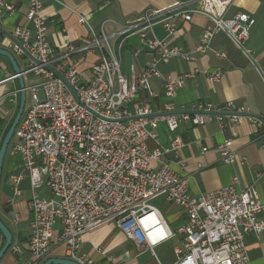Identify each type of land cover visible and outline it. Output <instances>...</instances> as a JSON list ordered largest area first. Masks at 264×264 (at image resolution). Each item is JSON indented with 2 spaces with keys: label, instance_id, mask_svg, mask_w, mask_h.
I'll use <instances>...</instances> for the list:
<instances>
[{
  "label": "built area",
  "instance_id": "built-area-1",
  "mask_svg": "<svg viewBox=\"0 0 264 264\" xmlns=\"http://www.w3.org/2000/svg\"><path fill=\"white\" fill-rule=\"evenodd\" d=\"M231 1L202 0L200 8L174 13L185 21L200 14L211 22L191 51L147 36L155 22H161L169 33L175 29L171 16L164 17L162 11H145L135 23L124 26L118 32L123 39L138 33L152 52L140 74L129 78L121 73L120 59L105 35L92 30L83 43L73 45L67 41L64 53L54 50L45 40L46 21L41 15L44 0L28 1L24 18L32 27L18 25L11 30L6 49L14 58L25 60L24 69L19 68L23 81L25 75L37 78L24 82L28 103L12 135L22 170L12 178L13 191L20 193L17 184L23 173L31 191L27 249L32 261L25 264H40L48 258L56 223L61 225L56 241L64 245L66 258L90 264L91 260L79 252L81 237L107 222L113 223L137 251L148 250L157 260L154 248L174 243L170 264L247 263L245 236L264 235V219L258 216L264 211V196L254 185L260 173L244 188H236L233 177L230 185L190 196L186 179L170 167L166 157L173 154L179 167H183V142L177 131L185 121L203 125L214 117L223 124L248 117L264 138V113H249L246 106L234 101L226 102L221 110L198 101L193 111H175L171 100L189 74L163 78L165 100L161 112L154 113L151 102L156 95L148 82L160 76L158 64L172 58L192 60L205 53L212 36L219 31L249 54L244 44L254 18L244 12L225 17ZM12 11L9 0H0V20ZM79 21L86 23L81 17ZM93 50H97L98 60L90 64V77L86 78L78 68V56L85 57ZM202 72L209 83L221 75L219 69ZM139 92L145 94L146 100L135 102L130 110L127 105ZM160 123L172 136L166 145L149 147L147 141L157 139ZM261 148L264 149V140ZM219 155L222 162L235 161L230 140L221 143ZM42 188L48 196L37 194ZM156 198L184 210L185 219L175 229L150 203ZM11 249L13 253L20 252L19 247Z\"/></svg>",
  "mask_w": 264,
  "mask_h": 264
},
{
  "label": "crops",
  "instance_id": "crops-1",
  "mask_svg": "<svg viewBox=\"0 0 264 264\" xmlns=\"http://www.w3.org/2000/svg\"><path fill=\"white\" fill-rule=\"evenodd\" d=\"M28 1L9 0L13 11L0 20V47L9 49L8 34L16 26L32 27L24 18ZM201 6L202 0H44L41 15L46 21L45 40L58 53H64L67 41L73 45L83 43L92 30L98 35H105L108 45L120 59L121 73L129 78L140 74L152 52L140 41L138 33L123 39V35L118 32L124 26L135 23L145 11H162L164 17L171 16L175 29L169 33L161 22H155L150 31H147V36H154L168 45L191 51L198 43L203 29L211 22L200 14H193L190 20L185 21L174 13ZM239 12L254 18L244 44L250 50L249 54L243 53L224 32L219 31L212 36L209 49L197 54L194 59L172 58L165 64H158L160 76L148 80L156 95L151 102L154 113L161 112L165 100L163 78H177L182 74L189 75L171 100L175 111H193L194 104L198 101L209 102L213 109L221 110L226 102L234 101L246 106L249 113H264V0H232L224 16L232 17ZM80 17L86 23L80 22ZM216 53H223L224 56L220 58ZM78 57L81 74L86 78L90 77L89 66L98 60L97 50L85 57ZM16 62L21 70L24 69V65L21 68L17 60ZM62 62L66 64L67 60L63 59ZM204 69H219L221 75L216 82L209 83L202 72ZM145 100V94L139 92L127 107L132 110L135 102L143 103ZM18 103V82L13 77L7 59L0 57V143ZM156 130L157 139H149V147L166 145L172 136L163 123ZM177 133L183 142L180 157L184 165L180 168L171 153L166 158L170 167L186 179L190 196L230 185L233 177L236 178L235 187L244 188L254 182L257 173L260 176L254 185L259 195L264 196V149L261 148L264 138L261 137L262 131L248 117L223 124L214 117H210L203 125L185 121L179 125ZM224 140L231 141L236 158L232 163L220 160L219 146ZM14 142L6 149L0 176V220L12 237L10 247L0 258V264H25L32 261L27 249L29 223L32 219L28 206L31 191L24 173L17 184L20 193L15 194L13 191L12 178L22 173L20 157L13 149ZM37 194L48 196L49 193L42 188ZM168 205L171 222H182L185 219L184 210L173 204ZM258 216L264 219V211ZM60 228L59 223L53 227L48 258H66L64 245L56 241ZM2 243L0 233V247ZM245 244L248 254L246 264H264V235L257 237L248 234L245 236ZM12 247H19L20 252L13 253ZM79 252L91 260L90 264H170L173 261V255L165 260L156 256L157 260L148 250L137 251L133 243L111 222L83 233Z\"/></svg>",
  "mask_w": 264,
  "mask_h": 264
},
{
  "label": "water",
  "instance_id": "water-1",
  "mask_svg": "<svg viewBox=\"0 0 264 264\" xmlns=\"http://www.w3.org/2000/svg\"><path fill=\"white\" fill-rule=\"evenodd\" d=\"M0 31H2L0 29ZM0 56L5 57L7 61L9 62L11 69L13 71V77L18 82V91H19V103L17 106V110L14 114V117L6 130L1 143H0V176H1V169L3 164L4 155L7 149V146L12 138L14 129L20 119V116L22 114L24 105H25V85L23 81L22 71L19 69V66L17 65V62L13 55L6 49L0 47ZM0 233L3 237V243L0 247V258L1 256L7 251V249L10 247L12 242L11 233L8 230V228L2 223L0 220ZM42 264H80L75 260L68 259V258H59V257H49L45 259Z\"/></svg>",
  "mask_w": 264,
  "mask_h": 264
},
{
  "label": "rangeland",
  "instance_id": "rangeland-1",
  "mask_svg": "<svg viewBox=\"0 0 264 264\" xmlns=\"http://www.w3.org/2000/svg\"><path fill=\"white\" fill-rule=\"evenodd\" d=\"M2 57V56H0ZM4 60L5 57H2ZM17 61H18V64L20 65V67L22 68L23 65H24V62L25 60L23 59H20L19 57H16L15 58ZM37 78L35 76H28V75H25V79H24V82L25 84H28L30 81H36ZM28 103V92L25 94V105ZM13 141H15V138L14 136H12L9 144H8V147H7V150L10 148V146L12 145ZM151 204L157 206L160 211L162 212L163 214V217L164 219L166 220V222L171 226L172 229H175L176 228V223H173L171 222V217H170V212L168 211V204H166V202L163 201L162 198H157V199H153L150 201ZM173 244L174 243H170V242H165L159 246H156L154 248V252L156 253V256H158L160 259L162 260H165L166 258L168 257H171L172 255V247H173ZM174 259V257H173Z\"/></svg>",
  "mask_w": 264,
  "mask_h": 264
},
{
  "label": "trees",
  "instance_id": "trees-1",
  "mask_svg": "<svg viewBox=\"0 0 264 264\" xmlns=\"http://www.w3.org/2000/svg\"><path fill=\"white\" fill-rule=\"evenodd\" d=\"M11 123V122H10ZM10 125V124H9ZM9 127V126H8ZM8 129V128H7Z\"/></svg>",
  "mask_w": 264,
  "mask_h": 264
}]
</instances>
